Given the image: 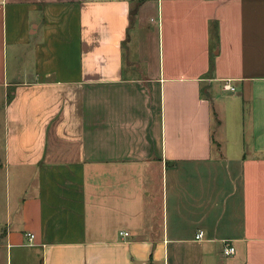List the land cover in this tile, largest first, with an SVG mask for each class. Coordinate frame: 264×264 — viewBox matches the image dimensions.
Returning a JSON list of instances; mask_svg holds the SVG:
<instances>
[{
	"label": "crops",
	"instance_id": "obj_1",
	"mask_svg": "<svg viewBox=\"0 0 264 264\" xmlns=\"http://www.w3.org/2000/svg\"><path fill=\"white\" fill-rule=\"evenodd\" d=\"M2 178L6 264H264V0H0Z\"/></svg>",
	"mask_w": 264,
	"mask_h": 264
},
{
	"label": "rangeland",
	"instance_id": "obj_2",
	"mask_svg": "<svg viewBox=\"0 0 264 264\" xmlns=\"http://www.w3.org/2000/svg\"><path fill=\"white\" fill-rule=\"evenodd\" d=\"M234 91H223V84L220 83L219 99L227 101L226 106L221 108L220 102H215L213 106V121L212 132L214 139L220 141L224 138L227 140V148L232 150L233 147L240 141L242 122L239 111L237 112V104L229 103L232 99ZM217 100V101H218ZM219 103V104H218ZM220 108V109H219ZM217 119L223 123V126L218 127ZM224 135V136H223ZM223 137V138H222ZM7 216L6 206V184L5 179L0 180V225L4 226ZM9 258V264H38V255L25 251H12ZM0 264H6V253H0Z\"/></svg>",
	"mask_w": 264,
	"mask_h": 264
},
{
	"label": "built area",
	"instance_id": "obj_3",
	"mask_svg": "<svg viewBox=\"0 0 264 264\" xmlns=\"http://www.w3.org/2000/svg\"><path fill=\"white\" fill-rule=\"evenodd\" d=\"M223 90L225 91H234L233 87H231L229 81H225L224 82V85H223ZM124 236H127V234H123ZM202 233H198L196 236H195V239L196 240H199L202 238ZM33 236L32 235H28V239L29 240H32ZM235 253V250L233 247L229 246L228 244H224L223 248H222V255L224 257H231L233 256Z\"/></svg>",
	"mask_w": 264,
	"mask_h": 264
}]
</instances>
